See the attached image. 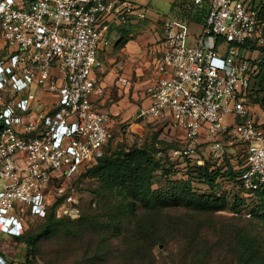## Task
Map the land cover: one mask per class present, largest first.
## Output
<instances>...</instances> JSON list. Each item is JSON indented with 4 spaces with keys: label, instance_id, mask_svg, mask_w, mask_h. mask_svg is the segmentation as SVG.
I'll list each match as a JSON object with an SVG mask.
<instances>
[{
    "label": "built area",
    "instance_id": "2783aa9c",
    "mask_svg": "<svg viewBox=\"0 0 264 264\" xmlns=\"http://www.w3.org/2000/svg\"><path fill=\"white\" fill-rule=\"evenodd\" d=\"M208 2L194 43L187 22L164 18L166 48L146 86L150 103L135 119L170 114L190 143L174 154L190 157L205 138L217 166L227 158V138L241 143L247 167L239 186L255 190L264 186V111L251 99L253 61L261 58L243 50L264 47V16L254 0ZM135 9L129 0H0L6 51L0 60V264H32L2 250L7 236L25 233L27 214L45 217L57 200L56 183L104 155L114 132L110 115L91 98L102 92L98 54L111 21L128 22ZM116 83L126 86L129 79L118 76ZM72 202V195L59 202L57 217L72 215Z\"/></svg>",
    "mask_w": 264,
    "mask_h": 264
},
{
    "label": "rangeland",
    "instance_id": "374dc122",
    "mask_svg": "<svg viewBox=\"0 0 264 264\" xmlns=\"http://www.w3.org/2000/svg\"><path fill=\"white\" fill-rule=\"evenodd\" d=\"M221 46L223 52L227 44L222 43ZM244 54L251 59L264 58L261 50L251 49L249 53L244 51ZM5 56V45L0 38V60ZM261 82H264V70L252 80L253 94L261 88ZM184 136V131L172 126L169 120L141 122L132 115L120 126L119 131H114L113 137L104 146V153L118 146H131L135 142L138 144L155 142L156 146L163 150L162 155L166 154L167 160L175 162L174 165L168 163L166 167L173 172L170 180L166 178L162 170L156 172L154 188L163 189L171 185L172 180L184 178L189 163L193 167L206 162L215 166V160L208 153L210 142L205 138L201 139V143L192 146L194 152L190 157L174 154V151L183 152L189 148L190 143ZM160 140H165L174 147L168 148L169 145L160 143ZM225 148L227 158L223 165L227 167H230L229 164L234 165L235 170L239 171L245 162L244 146L236 141L229 142L227 138ZM202 160L203 163L198 162ZM83 173L84 170L80 174H72L56 183L53 188V199H58V193L64 199L72 195L74 202L71 203L73 213L71 216L73 218L79 217L85 209H88L91 216L101 212L107 214L106 216L124 214L126 220L121 231H117L118 225L112 222L109 223L103 235L86 230L83 235L74 237L73 233L69 234L67 229L62 228L60 231L48 232L39 237L38 254H33L24 241L7 236L8 242L2 246V250L11 256H16V262L22 261L28 254L32 264H143L140 260L151 261V254H153L154 264H264V216L250 212L258 204L244 206L238 212L229 208L210 213L193 211L180 201L172 204V207H165L160 220L155 223L154 228L162 229L159 238L156 232L154 234L152 229H148L149 225L136 224L138 219L147 220L149 215L140 207L134 209V198H131L130 202L121 204V199L109 197L104 206L98 205L100 196L97 192L100 190V184L96 179L86 177ZM220 183L222 189L228 193L229 205L233 203L234 193L242 190L243 197L249 196L245 193L248 189L239 186V182L227 179L221 180ZM196 189L203 192L210 191L208 186L198 182H196ZM260 212L263 211L260 210ZM25 222L24 234L36 233L43 226L45 219L27 214ZM237 228H243L249 231L252 237L258 238L255 239L256 248L252 251V255L250 252H244L245 249L238 245ZM104 240H106V247L98 252L96 246ZM149 245H152V253L148 250ZM245 254L248 255L247 258Z\"/></svg>",
    "mask_w": 264,
    "mask_h": 264
},
{
    "label": "trees",
    "instance_id": "16d2710c",
    "mask_svg": "<svg viewBox=\"0 0 264 264\" xmlns=\"http://www.w3.org/2000/svg\"><path fill=\"white\" fill-rule=\"evenodd\" d=\"M257 1L264 16V0ZM259 50L264 54V47ZM253 63L257 64L253 76L254 79L264 70V58H261L260 62L253 61ZM260 86L261 88L257 92L252 93L251 99L264 109V82H261ZM2 126L0 117V131ZM160 143L168 144L165 140H160ZM168 145V148L174 147L173 145ZM162 153L163 150L158 148L155 142L143 144L135 142L131 146H118L115 149L106 151L103 156L98 158L96 163L85 168L83 175L96 179L100 184V190L97 192L100 196L98 205L104 206L109 197L121 199V204H125L131 198H134V209L140 207L144 213L146 212L149 215L147 220L138 219L136 224L141 226L149 225L148 229H152L154 234L156 232V236L159 238V234H162V229L157 230L154 228L155 223L160 220L163 210L166 209L165 207H172V204L180 201L193 211L210 213L224 211L229 208L232 211L238 212L244 206H250L252 203H255L258 205L250 212L264 216V186L255 190H246L245 193H248L249 198L242 196V190L234 193L232 205H229L228 193L222 189L221 180L228 179L241 182L240 177L247 167L245 162L239 171L235 170V166L231 164H229L230 167L226 165L217 166L216 164L213 166L209 162H206L201 165L196 164L193 167L189 163L184 173V178L172 180L171 185H167L166 188L155 189L156 172L162 170L166 178L170 180L173 172L166 167L168 163L175 164V162L167 160V155H162ZM196 182L205 184L210 191L203 192L197 190ZM62 199L64 197H59L49 208L46 216L43 217L45 222L38 232H29L18 238L16 237V240L24 241L33 254H38L37 242L39 237L48 232H57L65 228L69 231V234L73 233L74 237L83 235L86 230H92L99 235H103L109 223L112 222L118 225L117 231H121L125 224L126 218L124 214L106 216L107 214L101 212L91 216L88 209H85L77 218H73L71 215L58 218L55 207ZM248 199L251 200L248 201ZM260 210L263 212H260ZM51 211L54 212L51 213ZM237 231L236 240L238 245L245 249L243 250L244 252H250L252 255V251L256 248L254 246L256 245L255 239L258 238L256 236L252 237L251 233L245 231L243 228H237ZM152 242L155 243L156 241ZM152 245L148 246V250L151 253L153 250ZM96 247H98V252L103 251L104 247H106V240L101 241ZM152 256L153 254H151L150 263L146 259L140 260L141 263L154 264ZM247 257L248 255H246ZM31 261L27 254L26 262L31 263Z\"/></svg>",
    "mask_w": 264,
    "mask_h": 264
},
{
    "label": "crops",
    "instance_id": "0c3cea01",
    "mask_svg": "<svg viewBox=\"0 0 264 264\" xmlns=\"http://www.w3.org/2000/svg\"><path fill=\"white\" fill-rule=\"evenodd\" d=\"M129 1L136 9L128 22L111 21L108 42L98 54L103 62V67L97 69L102 92L91 96L97 108L110 115L108 126L113 132L119 131L130 116L135 117L139 108L150 103L146 86L157 77L156 65L166 48L164 18L187 22L190 43H194L204 29L209 7L208 0L200 4L194 0ZM118 76L128 78L129 84H117ZM260 109L264 111L261 106ZM159 120L171 122L172 117L167 114Z\"/></svg>",
    "mask_w": 264,
    "mask_h": 264
}]
</instances>
